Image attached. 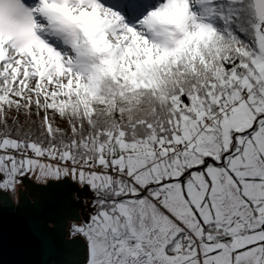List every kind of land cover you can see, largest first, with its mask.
Instances as JSON below:
<instances>
[{"label":"snow or ice","instance_id":"obj_1","mask_svg":"<svg viewBox=\"0 0 264 264\" xmlns=\"http://www.w3.org/2000/svg\"><path fill=\"white\" fill-rule=\"evenodd\" d=\"M2 209L52 264H264V0H0Z\"/></svg>","mask_w":264,"mask_h":264},{"label":"water","instance_id":"obj_2","mask_svg":"<svg viewBox=\"0 0 264 264\" xmlns=\"http://www.w3.org/2000/svg\"><path fill=\"white\" fill-rule=\"evenodd\" d=\"M59 191L52 188L37 195L42 200L54 201ZM31 218L28 210H0V264H52L63 258L58 255V237L53 236L41 244L34 234Z\"/></svg>","mask_w":264,"mask_h":264},{"label":"flooded vegetation","instance_id":"obj_3","mask_svg":"<svg viewBox=\"0 0 264 264\" xmlns=\"http://www.w3.org/2000/svg\"><path fill=\"white\" fill-rule=\"evenodd\" d=\"M15 199H16V198H15V197H13V201H14V202H15ZM65 238L67 239V237H65Z\"/></svg>","mask_w":264,"mask_h":264}]
</instances>
